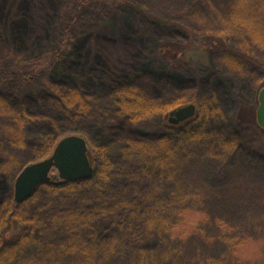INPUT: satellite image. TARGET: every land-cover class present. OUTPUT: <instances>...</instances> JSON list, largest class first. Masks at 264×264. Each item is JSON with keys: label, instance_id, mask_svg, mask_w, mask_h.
Segmentation results:
<instances>
[{"label": "rangeland", "instance_id": "rangeland-1", "mask_svg": "<svg viewBox=\"0 0 264 264\" xmlns=\"http://www.w3.org/2000/svg\"><path fill=\"white\" fill-rule=\"evenodd\" d=\"M72 1L0 0V70L37 65L30 80H0V234L10 237L0 264H197L207 246L171 240L159 216L174 205L234 214L264 200L253 194L264 189V164L252 160L264 157V0H98L78 8L63 36ZM70 90L81 100L55 101ZM191 103L198 117L187 127L202 134L175 153L201 154L182 183L203 184L174 199L173 179H157L125 148L173 135L168 115ZM67 135L87 143L92 187L51 193L47 182L61 180L53 170L14 202L18 173Z\"/></svg>", "mask_w": 264, "mask_h": 264}, {"label": "trees", "instance_id": "trees-1", "mask_svg": "<svg viewBox=\"0 0 264 264\" xmlns=\"http://www.w3.org/2000/svg\"><path fill=\"white\" fill-rule=\"evenodd\" d=\"M75 1L76 0H73L72 4ZM77 1L78 4L74 9V12L69 11L70 6H68L63 12V36H65L66 32L68 31L70 21L73 22L75 19L78 8L80 9L86 7L93 2L96 3L98 0ZM100 1L104 2V0ZM201 46L203 48L205 47V45ZM57 60H59L58 50L52 53L49 61H51L52 64H55ZM172 63L175 64L174 60ZM36 66L37 65L35 64L25 65L23 68L9 66L0 70V80H9L13 77H20L25 80H30L32 79V76H34ZM50 69L51 65L49 67V70ZM77 97H79L81 100L77 90H70L69 93L66 92L65 95L61 94L60 97L55 101H57L58 104H60V102L63 104H70ZM121 102L122 106L127 107L129 105L125 98H121ZM145 108H148V105L146 102H143L141 110H144ZM197 117L198 115L195 113L193 117L179 124L173 125L168 123V126L173 133L171 136H164L161 139L151 143L131 142L125 148L127 155L138 153V155L141 157L143 165L146 166L145 168L152 170L155 173L157 179L164 180L168 177L173 179L174 183L172 190L174 199H178L187 195L192 187H196L198 185L201 186V184H203L201 181H198L199 183L193 182L195 184L192 183V185L190 184L188 186H185L184 183H182V181L187 179L189 175V172H186L188 171L186 168L192 165L194 157L196 162H199L201 154L199 153L196 155L194 152H190V154L181 155L175 153V150L181 147L183 144L194 142L198 135L200 133L202 134L200 125L194 129H188L187 127L188 123L194 122ZM144 151L154 152L153 155L140 154ZM191 156L193 158L189 160V157ZM253 158V164H264V157H261V159L260 157ZM149 159L152 160V163L157 161L160 162L163 166L168 167L170 171H156L150 164ZM89 160L92 164L90 156ZM106 165H109L107 160H105L103 163V166ZM140 168H142V166H140ZM254 171L253 173H247L246 175L249 176V178L255 179V176L253 175ZM104 172L105 171H103L100 175H104ZM95 177L96 169L93 167V174L86 180H59L57 182L49 181L47 184H49V190L51 193H58L61 190L68 192L80 187H92V182ZM195 180L197 181V178ZM253 194L255 200H258L260 197L264 199V189L259 191L257 190L256 192H253ZM222 208L223 209H219V212L216 215H213L208 209H206V207L195 208L186 205H174L173 207L168 208V212L170 214L169 218H163L159 216L158 219H160L159 221H161L163 229L168 232V236L171 240H174L177 243H185L188 245L190 241L197 239L207 246L206 250H200L197 252L198 255L194 260L197 264H264V200L262 201L261 206L252 207L249 205V207L246 209H235V215L229 212L230 207L223 205ZM10 214L12 215L13 211L10 212ZM257 216H259L260 219H254V222L251 223L249 218L252 220V218H256ZM244 218L246 220H244ZM0 235L1 259V257L6 255L5 252L8 251L5 249V244L3 242L10 239V237H8L9 234L5 231L1 232ZM24 240L25 236H22L17 238L16 241H12V248H17Z\"/></svg>", "mask_w": 264, "mask_h": 264}, {"label": "water", "instance_id": "water-1", "mask_svg": "<svg viewBox=\"0 0 264 264\" xmlns=\"http://www.w3.org/2000/svg\"><path fill=\"white\" fill-rule=\"evenodd\" d=\"M195 112L196 106L192 103L181 106L170 112L168 123L176 125L184 122L193 117ZM256 121L264 129V87L258 93ZM53 170L57 171L61 180H86L91 177L93 166L83 137L67 135L56 143L48 157L25 165L14 181V202L20 203L30 198L41 184L49 181Z\"/></svg>", "mask_w": 264, "mask_h": 264}, {"label": "flooded vegetation", "instance_id": "flooded-vegetation-1", "mask_svg": "<svg viewBox=\"0 0 264 264\" xmlns=\"http://www.w3.org/2000/svg\"><path fill=\"white\" fill-rule=\"evenodd\" d=\"M168 117H169V115H168Z\"/></svg>", "mask_w": 264, "mask_h": 264}]
</instances>
